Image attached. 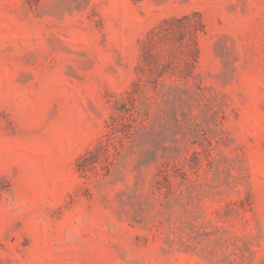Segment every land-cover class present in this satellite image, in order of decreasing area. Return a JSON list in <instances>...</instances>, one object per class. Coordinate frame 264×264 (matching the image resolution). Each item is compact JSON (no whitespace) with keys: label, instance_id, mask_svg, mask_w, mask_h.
Segmentation results:
<instances>
[{"label":"rangeland","instance_id":"374dc122","mask_svg":"<svg viewBox=\"0 0 264 264\" xmlns=\"http://www.w3.org/2000/svg\"><path fill=\"white\" fill-rule=\"evenodd\" d=\"M0 264H264V0H0Z\"/></svg>","mask_w":264,"mask_h":264}]
</instances>
